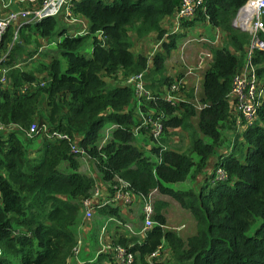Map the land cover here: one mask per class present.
Returning a JSON list of instances; mask_svg holds the SVG:
<instances>
[{
	"label": "trees",
	"instance_id": "trees-1",
	"mask_svg": "<svg viewBox=\"0 0 264 264\" xmlns=\"http://www.w3.org/2000/svg\"><path fill=\"white\" fill-rule=\"evenodd\" d=\"M179 1L76 0L74 11L88 19L89 32L83 34L69 32L57 15L20 26V41L15 40L2 59L10 79L0 84V264H68L79 254L74 247L80 198L89 193L95 178L78 168L70 140L50 134L56 129L77 138L107 185L120 176L134 193L156 188L192 213L196 228L182 235L164 226L166 202L156 196L154 223L147 233L140 238L121 233L115 239L138 251V263L264 264V97L257 118L245 126L236 125V110L228 98L249 41L248 32L231 23L244 0H204L192 17L181 20L182 26L217 27L223 37L205 41L212 57L203 69L199 94L189 92L172 103L162 97L163 86L180 75L167 74L164 60L177 37L187 32L169 31L165 22ZM97 29L106 34L103 44ZM54 30L63 35L53 49L26 50L28 57L40 50L46 61L29 68L19 64L16 54L23 40L40 36L48 42ZM11 32L10 27L5 30L0 48ZM132 33L157 42L152 54L132 49ZM89 38L90 53L85 54L80 47ZM58 52L65 57L64 67ZM251 59L258 76L264 77V49L255 48ZM138 71H144L153 97L139 95L127 81ZM148 115H158L163 122L156 138L148 123L136 128ZM33 122L36 129L29 134ZM105 123L115 126L100 143ZM178 127L187 131L186 147L167 141L168 129L174 133ZM139 131L146 134V142L137 140ZM226 138L233 145L219 151ZM218 165L225 170L223 179L215 177ZM185 180L190 184L175 186ZM101 208L117 214L111 204L96 210ZM158 244L159 253L148 260ZM134 263L136 259L129 264ZM79 264L118 263L113 249L105 248Z\"/></svg>",
	"mask_w": 264,
	"mask_h": 264
},
{
	"label": "built area",
	"instance_id": "built-area-1",
	"mask_svg": "<svg viewBox=\"0 0 264 264\" xmlns=\"http://www.w3.org/2000/svg\"><path fill=\"white\" fill-rule=\"evenodd\" d=\"M2 7L5 10L0 11V45L5 34V30L13 24L15 21L18 23L17 28L25 23H31L43 16L47 15H57L61 18V22L69 25L68 31L76 33H87L88 31V19L85 15L80 12L74 11V3L76 0H1ZM13 2L18 4L13 7H9ZM204 0H180L179 4L174 11L171 21L169 31L181 30V20L184 18L192 17L195 12V8L201 5ZM264 0H244L242 4L238 6L236 13L232 18L237 26L246 30L249 34V41L246 46V51L242 63L238 66L239 68L235 70L232 77L231 88L228 92V98L231 101L233 107L236 110L235 122L236 125H249L257 118L259 103L264 97V77H259L258 72L255 67V63L252 62V55L255 48L264 49ZM181 26V27H180ZM17 28L14 32H16ZM98 39L101 43H105L106 34L101 30L97 29ZM18 35L16 34L17 38ZM14 38V39H15ZM216 36L213 39L209 38L205 34L198 35L192 39L204 40L208 42H213L216 40ZM13 39V41H14ZM182 42V46L186 44L187 41ZM12 43V41H11ZM157 42H153L149 54H152L154 48L157 46ZM180 45V46H181ZM7 57V53H0V84L5 83L10 79L8 73L9 67L2 62V59ZM212 57V53L208 48L199 49L196 55V61L193 66L185 64V72L183 75L175 76L174 79L166 86H164V97L167 101L172 103L175 100L183 98L181 92L185 93L184 87L185 83L189 81L192 76L196 73L197 68H201L207 63ZM144 71H138L127 78V81L133 85V90H135L139 95H144L147 98L153 97L152 90L146 87V79L144 77ZM42 83V81H41ZM34 84V83H32ZM182 86V89L179 88ZM196 86H194L195 88ZM199 106V105H198ZM149 124L150 133L153 137H158L163 132V122L161 117L155 115L144 116L143 119L136 125V128L142 124ZM1 126V125H0ZM37 124L35 122L31 123L27 129V133L32 134L36 129ZM115 126L110 123L102 130V136L100 138V143H103L106 139L110 137L111 128ZM46 129V126H42ZM51 135L57 137L66 138L70 144V151H72L77 156H82L84 159L88 160L91 155L85 151V149L78 143L77 138L71 139L69 134L61 130H52ZM160 156L157 157L159 160ZM219 178H225L226 173L221 165L217 166L216 176ZM108 185L112 187L110 193H104L101 190V185L95 184L93 191L89 195H84L80 198V208L83 210V217H91L96 209L104 204H116L121 203L126 206L131 205L133 202L139 201V207L142 212V217L139 222L138 230L132 229L130 224H127V228L131 233H142L143 236L147 233V230L154 223L153 219V200L157 193L156 188H152L147 193H134L133 189L129 186V182L124 178L117 176L113 183ZM109 220L116 223L121 222L116 216L109 215L108 218L100 226V236L103 240L99 241V246L97 250H102L104 248L113 249L114 255L119 264H129L136 259L138 251H133L128 247L124 246L120 242L109 244L105 246V240L103 233L106 231V226ZM141 235L139 234V238ZM81 239L78 238L77 244L74 247L75 253L79 252V244ZM160 244L156 246L148 255V260H151L152 256H155L160 251Z\"/></svg>",
	"mask_w": 264,
	"mask_h": 264
},
{
	"label": "rangeland",
	"instance_id": "rangeland-1",
	"mask_svg": "<svg viewBox=\"0 0 264 264\" xmlns=\"http://www.w3.org/2000/svg\"><path fill=\"white\" fill-rule=\"evenodd\" d=\"M231 23L234 25V26H236V27H239V26H237L234 22H232L231 21ZM16 24H17V22L15 21L13 24H11L9 27H10V31H12L11 33V38H10V40H9V42L7 43V45L6 46H3V47H1L0 48V53L2 54V53H7V50H8V47H9V45H10V43H11V41H12V43L16 40V41H20V35H19V33H18V30H16V32H14L15 31V26H16ZM8 27V28H9ZM68 27V26H67ZM200 27H202L203 29H207V28H205V27H203V26H200L199 25V28L198 27H195V28H190V30L187 32V34H183V35H181V36H178L177 37V39H176V43H175V45L173 46V50H171L170 52H169V54H168V59L167 60H165L164 61V67H165V69H166V71L168 70V71H172L173 69H174V67L175 68H177L178 66L180 67L181 66V64H183V65H185V64H187V65H191V66H193L194 65V63H195V61H196V58H194L193 57V59H192V57L190 58V56H189V54H188V56H189V60H186L187 59V56H186V53H185V56H184V59H185V61L184 62H181L180 60L181 59H183L182 57H179V51L178 50H180L179 49V47H180V45L182 44V42L183 41H185V40H187L188 38H190L191 40L189 41V42H187V45L188 44H193V43H195V42H197L196 41V39H192V37L194 36V38L196 37V36H198V35H200V34H205V33H203V31L201 30L202 28H200ZM215 29H216V31L214 30V34H215V36L217 37L216 39L219 41V39H221L222 37H223V32L222 31H220V29L219 28H217V27H214ZM239 28H241V27H239ZM183 29V28H182ZM242 29V28H241ZM22 32H27V33H31L30 32V30L29 29H27V28H25V27H22ZM201 30V31H200ZM182 31H185L186 32V30L185 29H183ZM54 33L49 37V41L47 42V40H45V38H42V37H40V36H36V38L34 39V38H32L30 41H25V40H23V42H24V45L21 47L22 48V50H21V53L20 54H16V60L17 61H19V64H21V65H23V66H25L24 64H27L28 66V68L29 67H31V66H34L35 65V63H37V62H39V61H46V59H48V57H45V55H40V50L39 51H35V53H34V56H32V57H28V54L26 53V50H31V49H33V48H37V49H45V50H50V49H53L54 47H55V41H56V39L58 38V37H61L63 34H59L58 32H57V30H54L53 31ZM206 33H211V32H207L206 31ZM16 34L18 35V37L17 38H15L16 37ZM33 34V36H35V35H37L36 33H32ZM206 36H208L209 37V34L207 35V34H205ZM132 40H133V45H132V49H135V50H138V42L139 41H141V40H148V42H150V41H153L154 39H151V37H144V38H141V37H137L134 33H132ZM15 38V39H14ZM13 39H14V41H13ZM22 39H23V37H22ZM35 40H37L38 41V45H36L35 44ZM151 44H153L152 42H151ZM187 45L185 46V48L187 47ZM201 49H203V48H201ZM80 50L81 51H83L85 54H89L90 53V38L88 39V41L86 40L83 44H82V46L80 47ZM149 51H150V48H149ZM186 52V51H185ZM58 56H59V59H60V62H61V67H64L65 66V57H64V55L62 54V53H60V52H58ZM181 58V59H180ZM179 61H178V60ZM243 59H244V57H243ZM15 61V60H14ZM207 64H208V62H207ZM207 64H205L203 67H201V68H197V71H196V73L194 74V76H192V78H190L189 79V81H187L184 85H185V89H184V91H185V93H183V92H181L180 94H181V96H184V98H187V93H189V92H192L193 93V95H196V93L200 90V88H199V86H196L197 84V77H198V73L197 72H203V69H205L204 67H206V65ZM171 75V74H170ZM198 84H199V81H198ZM194 86H196L195 88H194ZM199 93H197V95H198ZM196 103H197V106L198 105H200V103L198 102V100H196ZM107 125H109V123H105L104 124V126L101 128V129H103L104 127H106ZM171 128H169L168 129V134H167V141H169L171 144H177V145H179L180 147H186L187 146V139H188V135L186 134V130H184V129H181V128H179L178 127V129H177V132H175V133H173V131H172V129L170 130ZM102 133V132H101ZM175 134V135H174ZM228 135V134H227ZM230 138V137H229ZM137 140H140V139H138V136H137ZM141 141V140H140ZM233 145V141L230 139V140H228L227 138L226 139H224L223 140V142L222 143H220L217 147V149L219 150V151H228L231 147L230 146H232ZM149 145H146V147H148ZM241 157H243V155H241ZM79 158V157H78ZM90 161V162H89ZM79 165L80 166H78V168L80 169V170H82V171H86V172H88L90 175H92L94 178H96V175H98V173H99V171L98 170H96L95 169V166H94V162H93V159L92 158H90L89 160H88V158L87 159H85V160H79ZM98 171V172H97ZM190 184V181L188 180H185V181H183V182H181V181H179V182H177V184H175V186H177V185H180V186H184V184L186 185V184ZM95 184H97L96 182H94V184L91 186V188L89 189L90 191H89V193L87 194V195H89L92 191H93V186L95 185ZM133 204H135V203H133ZM171 206V205H170ZM132 209V213H133V217H127V220L128 221H131V222H133V221H135V219H136V221L138 222V220H141V217H142V212H141V209H140V207H137V208H131ZM140 209V210H139ZM180 210V209H179ZM179 210H178V212L176 213V222L174 221V220H172V219H170L169 218V222H175V223H173V224H176V226H178V225H180V232H181V234L182 235H186V234H188L189 232H193L194 230H195V226H194V217H193V215H192V213L190 212V210L189 209H187V208H183V213H179ZM182 210V209H181ZM174 211L176 212V209H174L173 211H172V214L173 215H175V213H174ZM135 212V213H134ZM82 215H83V213H82ZM81 217V216H80ZM85 218L82 216V218L80 219V220H78V223L77 224H81V222H83V223H88V222H90V221H92V219H89L87 222H86V220H84ZM165 222H166V219H165ZM256 222H257V220H255L252 224H251V227H250V229L248 230V232H251L253 229H254V227H255V224H256ZM164 225H165V223H164ZM165 226H168V227H171V226H173L172 224H166ZM174 228V227H173ZM176 229V228H175ZM106 231H107V227H106ZM105 231V232H106ZM104 232V233H105ZM81 238V236L80 235H78V238ZM101 240H103V238H101V236H100V233L98 234V245H97V248H98V246H99V241H101ZM81 242H82V238H81ZM115 242H117L116 240H115ZM96 248V249H97ZM164 250V249H163ZM80 257L82 256V254L80 253V255H79ZM136 263L137 264H142L141 262H139L138 263V259L136 258Z\"/></svg>",
	"mask_w": 264,
	"mask_h": 264
},
{
	"label": "crops",
	"instance_id": "crops-1",
	"mask_svg": "<svg viewBox=\"0 0 264 264\" xmlns=\"http://www.w3.org/2000/svg\"><path fill=\"white\" fill-rule=\"evenodd\" d=\"M17 4H18L17 2H13L9 7L16 6ZM5 9L6 8L2 7V1L0 0V11L5 10ZM165 23H167L168 26H171L172 25L171 18H169L168 21L165 22ZM17 24L15 26V29L17 28ZM22 25H20V26H22ZM20 26L17 28L18 31H19ZM65 26H66V28L68 30L69 25L65 24ZM195 27L199 28V25L196 24V25H193V26H182L181 27V31L183 29H185L186 32H188L190 30V28L193 29ZM200 28H202V27H200ZM201 30L203 31V33H205L207 35L210 34V33H206V31L207 32H211L215 36V34L213 32H214V30L216 31V29L214 27L210 28V29H208V28L207 29H203L202 28ZM189 41H187V42H189ZM196 41L197 42H195L193 44H188V45H187V42H186V44H184L183 46L181 45L179 47V49H180V50H178L179 51V57L183 58V59L180 58L181 62H184L185 59H186V58L184 59L185 53H186V56H187L186 60H189V56H190V58L192 57V59H193V57L196 58L198 50L201 49V48H204V46H206V44H207L204 40H197L196 39ZM215 41H213V42H215ZM151 42L153 43V41L148 42V40L139 41L138 42V47H137L138 50H140V51H142V52H144L146 54H149V47L152 45ZM11 44L12 43H10V45ZM10 45H9V47H10ZM186 45H187V47L185 48ZM172 50H173V48H172ZM188 54H189V56H188ZM167 59H168V57L165 58V60H167ZM205 64H207V63H205ZM196 71H197V69H196ZM184 72H185V65H183V64H181L180 67L179 66L177 68L174 67V69L172 71H168V70L166 71L167 74H171L173 76H175V75H183ZM197 73H198V77H197V80H196L197 81V83H196L197 85L196 86L200 87L202 72L199 71ZM198 81H199V84H198ZM137 136H138V139L141 140V142L142 141L144 142L145 141L144 139H146V134L144 133V131H142V132L139 131L137 133ZM147 145H149V143ZM78 157H79V160L80 159L81 160H85L82 156H78ZM154 158H155V156L153 155L152 159H154ZM214 159H215V157H214ZM94 182H96V183L98 182V184L101 185L100 188H101V190H103L104 193H107V192L110 193V190H109V187H108L107 183L99 176V173H98V175H96V178H95ZM156 196L160 197L162 200H164L166 202V204L162 207L163 211H164V214L166 216L165 225L166 224H172L173 226H171V227H174L177 230H180V225L176 226V224H173V223L176 222L175 221L176 220L175 217L177 216L176 213L178 212V210L180 209L179 210L180 214L183 213V207L178 203V201H176L175 199H173L172 197H170L166 193L157 192L154 198H157ZM133 203H135V204H133ZM133 203L131 205H129V206H126V205L121 204V203L111 204L113 206H116L117 214L110 213L107 210H104V209L101 208V209L96 210L91 217L84 219V220H86V222L89 219H92V221H90L88 223L81 222L80 225L76 224L75 230L77 231L76 232L77 235L81 236L82 243H81V246H80V249H79L80 250L79 254L77 256L70 257L68 259L67 263L68 264H79L80 261H82L84 259H90V258H94L95 257V254H96V251H97L96 248H97V245H98V234L100 233V226L106 220V218H108V216L111 215V214L116 216L121 222L116 223V222H114L112 220L108 221L107 226H106L107 227V231L105 233H103L104 240L106 241L104 247L108 246L109 244L116 243L115 239L121 233L126 234V235H130V234L139 235L140 234L141 237H143L142 233H139V232L138 233H131L129 231V229L127 228V224H130V226L134 230H138V227H139L140 220H138V222L136 221V219L133 222L127 220V217H133V213H132V209L131 208L132 207L133 208H137L140 205L139 201L133 202ZM174 209H176V212L174 211L175 215L172 214V211ZM80 210H81V208H80ZM82 213H83V210L80 211V216H81L80 219L83 216ZM169 218L174 220L175 222H169ZM124 222H126L127 224L126 225L123 224ZM106 249H108V248H106ZM80 253L82 254L81 257L79 256ZM134 264H137V263H134Z\"/></svg>",
	"mask_w": 264,
	"mask_h": 264
}]
</instances>
